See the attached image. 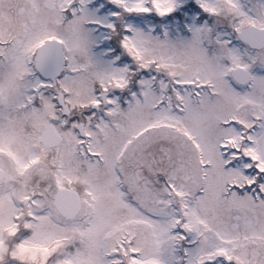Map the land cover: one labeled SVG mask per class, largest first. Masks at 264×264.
I'll return each instance as SVG.
<instances>
[{"label":"snow or ice","instance_id":"1","mask_svg":"<svg viewBox=\"0 0 264 264\" xmlns=\"http://www.w3.org/2000/svg\"><path fill=\"white\" fill-rule=\"evenodd\" d=\"M0 264H264V0H0Z\"/></svg>","mask_w":264,"mask_h":264}]
</instances>
